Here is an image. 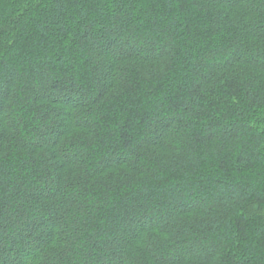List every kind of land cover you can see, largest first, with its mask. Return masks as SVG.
<instances>
[{
    "label": "trees",
    "instance_id": "16d2710c",
    "mask_svg": "<svg viewBox=\"0 0 264 264\" xmlns=\"http://www.w3.org/2000/svg\"><path fill=\"white\" fill-rule=\"evenodd\" d=\"M0 264H264V0H0Z\"/></svg>",
    "mask_w": 264,
    "mask_h": 264
}]
</instances>
